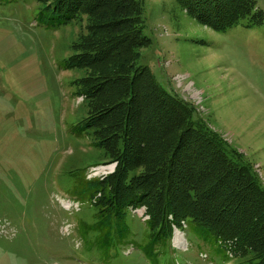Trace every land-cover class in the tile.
Wrapping results in <instances>:
<instances>
[{
	"label": "rangeland",
	"instance_id": "1",
	"mask_svg": "<svg viewBox=\"0 0 264 264\" xmlns=\"http://www.w3.org/2000/svg\"><path fill=\"white\" fill-rule=\"evenodd\" d=\"M142 2L150 43L137 63L192 104L264 186V0H255L262 23L244 18L225 31L198 23L177 0ZM40 7L38 0L0 2V264H153L138 245L121 247L107 263L83 248L76 225L92 221L93 210L69 194L72 174L104 177L115 162L79 132L88 104L76 80L84 71L65 69L86 19L51 29ZM147 218L144 207L128 209L137 242ZM226 252L184 225L159 259L234 264Z\"/></svg>",
	"mask_w": 264,
	"mask_h": 264
},
{
	"label": "trees",
	"instance_id": "2",
	"mask_svg": "<svg viewBox=\"0 0 264 264\" xmlns=\"http://www.w3.org/2000/svg\"><path fill=\"white\" fill-rule=\"evenodd\" d=\"M38 1V16L51 29L86 19V34L72 43L65 69L84 71L76 80L88 104L79 132L115 162L104 177L72 174L69 194L93 210L92 221L80 218L76 225L86 252L107 263L121 247L138 245L160 264L173 227L185 225L203 243L227 247L234 264H264V186L192 104L137 63L150 43L142 0ZM177 1L215 31L244 18L263 21L255 0ZM130 207H144L148 216L140 242L131 237Z\"/></svg>",
	"mask_w": 264,
	"mask_h": 264
}]
</instances>
